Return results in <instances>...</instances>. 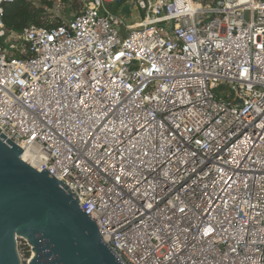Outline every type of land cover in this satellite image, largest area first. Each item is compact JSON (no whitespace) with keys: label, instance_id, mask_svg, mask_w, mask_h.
<instances>
[{"label":"built area","instance_id":"built-area-1","mask_svg":"<svg viewBox=\"0 0 264 264\" xmlns=\"http://www.w3.org/2000/svg\"><path fill=\"white\" fill-rule=\"evenodd\" d=\"M14 1L0 0V133L117 260L264 264V2L126 0L130 24L106 6L120 0H78L16 33Z\"/></svg>","mask_w":264,"mask_h":264},{"label":"water","instance_id":"water-1","mask_svg":"<svg viewBox=\"0 0 264 264\" xmlns=\"http://www.w3.org/2000/svg\"><path fill=\"white\" fill-rule=\"evenodd\" d=\"M5 137L1 132L0 264H21L17 237L30 245L26 264H122L78 199Z\"/></svg>","mask_w":264,"mask_h":264},{"label":"trees","instance_id":"trees-1","mask_svg":"<svg viewBox=\"0 0 264 264\" xmlns=\"http://www.w3.org/2000/svg\"><path fill=\"white\" fill-rule=\"evenodd\" d=\"M33 1L37 2L39 6L35 7L34 9H30ZM261 1L264 2V0ZM52 4L53 3L50 0H15L12 3L4 4L3 18L6 29L13 30L16 33H20L23 28L29 25L51 27L60 24L62 22V19L60 17H57V19H55L54 21H50L49 19H43L40 16L41 11H43L42 6L52 7ZM73 8H76L73 2L67 4V7L65 9L66 15L67 11H70ZM24 254L26 257H28L30 255L29 250L25 251Z\"/></svg>","mask_w":264,"mask_h":264},{"label":"rangeland","instance_id":"rangeland-1","mask_svg":"<svg viewBox=\"0 0 264 264\" xmlns=\"http://www.w3.org/2000/svg\"><path fill=\"white\" fill-rule=\"evenodd\" d=\"M53 4L52 7H46V6H42L43 11H41L40 16L43 19H50L52 21H54L55 19H57V17H67V16H71L73 15L75 12H77L76 8H79V1L78 0H67V1H63V0H50ZM74 3L76 8L71 9L70 11H67V15H66V7L67 4L69 3ZM39 4L37 2H32L30 9H34L35 7H38ZM107 8L109 10H111L112 12H116L118 13L120 16L122 15L125 19L127 17H131L134 15H137V11L135 10V7H131V5L126 2V0H121L118 3H108L106 4ZM142 14V11H140ZM16 47L15 51H12V55L14 54V56L18 55V51L21 48V41H16L13 43ZM224 92L229 91V89L226 87V89L223 90ZM19 247V246H18ZM31 256V253L28 257H26L25 255H21V264H26L27 260L29 259V257Z\"/></svg>","mask_w":264,"mask_h":264},{"label":"bare ground","instance_id":"bare-ground-1","mask_svg":"<svg viewBox=\"0 0 264 264\" xmlns=\"http://www.w3.org/2000/svg\"><path fill=\"white\" fill-rule=\"evenodd\" d=\"M195 17H196L197 20H199V19L202 18V15H201L200 13H198V14L195 15ZM27 156H30V157H33V158H34L33 153H32L31 151L25 150V151L22 153V156H21V157H22V159H23L24 161H27L30 165L34 166L33 161L31 162V161L27 158ZM33 158H32V160H33Z\"/></svg>","mask_w":264,"mask_h":264},{"label":"crops","instance_id":"crops-1","mask_svg":"<svg viewBox=\"0 0 264 264\" xmlns=\"http://www.w3.org/2000/svg\"><path fill=\"white\" fill-rule=\"evenodd\" d=\"M121 1V0H120ZM131 7H133V6H131ZM136 10V9H135ZM137 11V10H136ZM115 12V11H114ZM142 14L139 12V11H137V15H134V16H131V17H127L126 18V20L128 21V23H130V24H132V23H134V22H136L139 18H140V16H141ZM122 16V15H121ZM123 17V16H122ZM123 19H125L124 17H123Z\"/></svg>","mask_w":264,"mask_h":264}]
</instances>
